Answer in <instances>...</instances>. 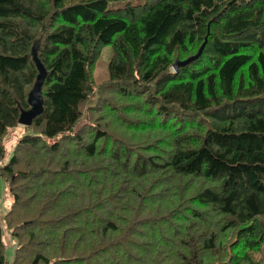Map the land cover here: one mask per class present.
Wrapping results in <instances>:
<instances>
[{
    "label": "trees",
    "instance_id": "16d2710c",
    "mask_svg": "<svg viewBox=\"0 0 264 264\" xmlns=\"http://www.w3.org/2000/svg\"><path fill=\"white\" fill-rule=\"evenodd\" d=\"M117 1L0 0V264H264V0Z\"/></svg>",
    "mask_w": 264,
    "mask_h": 264
},
{
    "label": "rangeland",
    "instance_id": "374dc122",
    "mask_svg": "<svg viewBox=\"0 0 264 264\" xmlns=\"http://www.w3.org/2000/svg\"><path fill=\"white\" fill-rule=\"evenodd\" d=\"M126 2L130 3H141L142 0H119L113 4V7H121ZM110 46L106 45L103 46L100 50V53L94 63L92 77L94 83H98L101 80H104L107 77V63L110 57ZM93 102V98L89 99V102L86 104H91ZM86 104L82 106L85 107ZM83 123V120L79 121L76 124L75 128ZM28 130L24 129L23 126L17 125L16 127L8 129L6 134L3 137V145L5 148L4 157L1 160L0 164L5 163L11 153L12 146L14 145L15 141L24 133H27ZM53 140V139H52ZM48 139V141H52ZM11 201V195L7 190V185L4 179L0 176V225H1V238L4 244V258L6 261H10L13 255V248H14V239L11 237L9 230L5 227L2 215L9 207ZM261 260H264V254L260 257Z\"/></svg>",
    "mask_w": 264,
    "mask_h": 264
},
{
    "label": "water",
    "instance_id": "95a60500",
    "mask_svg": "<svg viewBox=\"0 0 264 264\" xmlns=\"http://www.w3.org/2000/svg\"><path fill=\"white\" fill-rule=\"evenodd\" d=\"M203 44L204 42L199 46L196 53L193 54L192 56H189L181 61H174L172 65L173 70H175L178 66H182L186 63H189L191 60L195 59L201 52ZM31 58L35 64L37 74L35 76V80L30 90L27 93L26 99H27L28 108L25 110H21L17 118V124L21 126L30 125L32 119L36 117L42 110V97H41L40 88L45 76V70L41 65L40 61L38 60L34 50L31 53Z\"/></svg>",
    "mask_w": 264,
    "mask_h": 264
}]
</instances>
